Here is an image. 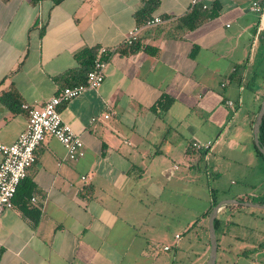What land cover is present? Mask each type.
<instances>
[{
  "label": "crops",
  "instance_id": "obj_1",
  "mask_svg": "<svg viewBox=\"0 0 264 264\" xmlns=\"http://www.w3.org/2000/svg\"><path fill=\"white\" fill-rule=\"evenodd\" d=\"M144 1L0 0L2 144L24 130L23 104L42 105L84 81L91 64L75 53L112 49L101 85L60 106L84 155L68 160L51 135L39 145L13 206L0 213V264H206L213 203H264V157L253 137L264 23L254 0H215L214 17L189 0H157L137 15ZM150 16L164 22L127 52L126 33ZM163 95L173 99L167 109L158 105ZM22 204L39 211L36 221ZM242 208L252 207L219 209L216 260L229 233L221 224L253 214Z\"/></svg>",
  "mask_w": 264,
  "mask_h": 264
},
{
  "label": "built area",
  "instance_id": "obj_2",
  "mask_svg": "<svg viewBox=\"0 0 264 264\" xmlns=\"http://www.w3.org/2000/svg\"><path fill=\"white\" fill-rule=\"evenodd\" d=\"M215 0H189V8L200 7L203 10L210 8ZM250 8L260 14V24L264 23V2L254 0ZM164 19L160 16H150L142 22L134 25L125 35L121 46H129L135 43L141 32L150 27L160 25ZM112 49L101 47L98 56L92 61L91 68L85 73L83 82L60 87L42 105H22L26 111L27 122L24 130L17 139L10 144L0 143V213L13 206L18 185L27 176L28 168L36 161V151L47 135L56 138L65 148L68 160H77L84 155V144L80 136L73 131L71 126L63 121L60 114V106L70 99L80 95L87 88H98L104 79V70L107 64L106 57ZM228 106H233L232 101H227ZM109 113L104 114L107 118ZM92 118L91 121H94ZM197 149L210 147V142L205 144L194 143ZM87 176H82L86 179ZM33 200V198H32ZM179 236L176 235V238ZM165 250L168 246L163 247ZM255 264V263H252Z\"/></svg>",
  "mask_w": 264,
  "mask_h": 264
},
{
  "label": "rangeland",
  "instance_id": "obj_3",
  "mask_svg": "<svg viewBox=\"0 0 264 264\" xmlns=\"http://www.w3.org/2000/svg\"><path fill=\"white\" fill-rule=\"evenodd\" d=\"M241 210L251 211L253 214L249 217L241 215L242 222L237 224H221L229 233L228 238L222 243L226 246L225 254L221 244L216 264H264V208ZM217 236H220L219 230ZM189 255V258L193 257L192 254ZM184 261L187 262L188 259Z\"/></svg>",
  "mask_w": 264,
  "mask_h": 264
},
{
  "label": "trees",
  "instance_id": "obj_4",
  "mask_svg": "<svg viewBox=\"0 0 264 264\" xmlns=\"http://www.w3.org/2000/svg\"><path fill=\"white\" fill-rule=\"evenodd\" d=\"M33 3H35L37 0H31ZM62 0H53L54 4H58L59 2H61ZM215 2V1H214ZM158 2L157 0H145L143 3V6L141 7V9L138 11L137 15H142L147 13L148 11L152 10L155 6H157ZM217 13V8L214 6H212L209 10H208V17H214ZM136 43V42H135ZM133 43L132 45L127 46L129 49L127 50V52H133L137 49L136 44ZM97 53V48H83L80 51H78L77 53H75V59L80 63V64H85L86 65H92V61L95 58V55ZM88 70V68H87ZM81 83V82H80ZM9 97L2 95V100L6 101L10 107H12L13 102H8ZM14 99V98H13ZM172 97L169 95H163L159 100H158V105H160V108L163 109H167L171 102H172ZM260 141L262 146L264 147V117L260 126V135H259ZM257 153L260 156H263L259 150L256 148ZM264 157V156H263ZM20 187L18 185L15 196L13 198V202L15 201V197H17L18 193H19ZM20 209L24 214H30L29 216L36 221L38 219L39 216V211L37 210H33L32 212L29 211L26 207V204H22L20 205ZM217 219L214 220V225L216 224Z\"/></svg>",
  "mask_w": 264,
  "mask_h": 264
},
{
  "label": "water",
  "instance_id": "obj_5",
  "mask_svg": "<svg viewBox=\"0 0 264 264\" xmlns=\"http://www.w3.org/2000/svg\"><path fill=\"white\" fill-rule=\"evenodd\" d=\"M264 117V97L261 101L257 117L255 120V125L253 127V137L256 148L264 156V147L261 144L259 135H260V126ZM229 204L241 205L244 207L252 208H264V203L252 202V201H242L239 199H223L213 203V207L208 216V231H209V240H210V252L206 264H215L216 261V252H217V238L215 234L214 220L216 219L219 209L225 207Z\"/></svg>",
  "mask_w": 264,
  "mask_h": 264
},
{
  "label": "bare ground",
  "instance_id": "obj_6",
  "mask_svg": "<svg viewBox=\"0 0 264 264\" xmlns=\"http://www.w3.org/2000/svg\"><path fill=\"white\" fill-rule=\"evenodd\" d=\"M256 117H257V115H256ZM256 117H255V119H254V124H253V127H254V125H255V120H256Z\"/></svg>",
  "mask_w": 264,
  "mask_h": 264
}]
</instances>
